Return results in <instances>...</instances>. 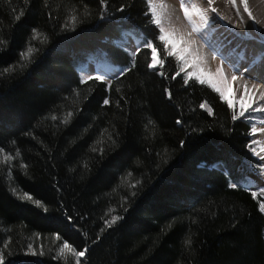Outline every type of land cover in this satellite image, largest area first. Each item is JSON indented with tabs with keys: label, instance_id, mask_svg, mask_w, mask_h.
Here are the masks:
<instances>
[{
	"label": "trees",
	"instance_id": "trees-1",
	"mask_svg": "<svg viewBox=\"0 0 264 264\" xmlns=\"http://www.w3.org/2000/svg\"><path fill=\"white\" fill-rule=\"evenodd\" d=\"M146 13L145 0H0L3 264H76L65 242L87 246L81 264H264L251 124L209 85L185 84ZM87 64L123 72L82 83Z\"/></svg>",
	"mask_w": 264,
	"mask_h": 264
},
{
	"label": "rangeland",
	"instance_id": "rangeland-1",
	"mask_svg": "<svg viewBox=\"0 0 264 264\" xmlns=\"http://www.w3.org/2000/svg\"><path fill=\"white\" fill-rule=\"evenodd\" d=\"M166 1L171 3L172 5L171 11L169 10V5ZM146 2L148 3V0H146ZM161 2L164 5L163 9L159 7ZM154 3L157 5L158 15H162V22L165 29L175 30L177 36L183 35L186 39L192 40L194 42L191 45L192 55L193 57L201 58L194 61L195 67H184L182 73L185 76L187 73H194V75L190 77L194 79H196V75H201V78L206 81L205 84L209 86L211 84H215L216 87H218L223 92V100H226L231 104L237 115H239V112L242 108L246 110L245 116L240 117L239 119L249 122L252 128L254 126L256 129H262L263 126L261 125L259 115L252 111L250 108L251 100L245 105L244 99L242 97H239V95L234 93L232 90V83L234 80H232L231 78L233 75H236L237 79H240L242 81L241 85H243L245 81L248 80V78H245V76L242 74L249 68V65H245L243 64V62H241L242 57H244V52L242 50L234 51L236 48L228 46V35L225 34L224 31L219 27L213 25L211 18H209V23H205L202 17L193 11L191 12L192 23H189L188 20L184 18L183 11L180 8L181 0H154ZM187 6L191 10L195 5L191 0H188ZM196 8L201 10L204 13V16L207 14L205 7L198 5V7ZM193 28H197L199 29V31H193ZM248 40L250 41V39ZM254 42L257 43V45H259V43L261 44L260 40ZM117 44L130 55H132L138 47V44L127 35H125L122 41L118 42ZM167 47L169 51L178 52L180 51L181 47H183V45L177 42L175 48H173V41L169 40ZM183 58L184 57L182 56V60ZM228 59H231V62ZM188 60L189 65H191L193 63L192 57H188ZM235 61L237 62V68L241 70L234 68L232 63H234ZM180 62L182 64V61ZM109 67L87 64L79 70V77L81 80L85 79L86 81L88 80L86 79L88 76H100L102 77V79L100 80L108 82L110 78L118 76L123 72L121 71L122 68ZM218 67L223 69L224 76L227 77L226 82L215 75L216 69ZM201 69L203 70V73L200 72ZM216 92L221 97L220 92ZM252 133L253 132L251 131V134ZM251 140L252 146L255 150L253 153V157L256 159L258 164L255 166H251L247 173V176L250 180L248 189L252 193V195L253 192H255V198H258V195L264 192V168L259 167V165L264 163V161L258 159L263 156V149L261 143L257 142L254 138H252V136ZM262 213L264 214V212Z\"/></svg>",
	"mask_w": 264,
	"mask_h": 264
},
{
	"label": "bare ground",
	"instance_id": "bare-ground-1",
	"mask_svg": "<svg viewBox=\"0 0 264 264\" xmlns=\"http://www.w3.org/2000/svg\"><path fill=\"white\" fill-rule=\"evenodd\" d=\"M191 1L195 7L200 5L206 8L207 14L205 16L211 18L212 24L222 29L228 35V46L236 48L234 51L242 50L244 52L241 62L249 65V68L242 74L248 80L243 85H241L242 81L240 79L234 80L232 83L233 92L244 99L245 105L251 100V110L264 107V100L259 98L261 93H264V0H247V6L255 22L249 19L248 13L244 11V4L241 3V0H236L235 7H233L231 0H213L212 7L217 9L215 13L210 10L207 0ZM167 4L171 11V3L167 2ZM245 38L250 39V41ZM259 40L261 44L257 45L254 41ZM228 60L231 62V59ZM232 64L234 68L241 70L237 68L236 61ZM245 85L248 88L247 93H245ZM254 112L259 115L261 125L263 126L262 129H264V113ZM257 130L251 136L261 143L263 149L262 157H264V131ZM258 159L260 160L261 157Z\"/></svg>",
	"mask_w": 264,
	"mask_h": 264
},
{
	"label": "snow or ice",
	"instance_id": "snow-or-ice-1",
	"mask_svg": "<svg viewBox=\"0 0 264 264\" xmlns=\"http://www.w3.org/2000/svg\"><path fill=\"white\" fill-rule=\"evenodd\" d=\"M101 2V5H106V2L107 0H100ZM187 2L188 0H181V4H180V8L181 10L183 11V14H184V18L186 20H188L189 23H192V17H191V12H196L198 15H200L202 17V19L204 20L205 23H209V18L204 16V13L199 10L198 8H196L195 6L192 7V9L190 10V8L187 6ZM208 2V5H209V8L210 10L215 13L217 11V9L215 7H212V3H213V0H207ZM231 3L233 4V7H235L236 5V0H231ZM241 3L244 4V11L248 13V17L250 20H253V22H255V19L250 11V9L248 8L247 6V0H241ZM159 7L161 9L164 8V5L163 3L161 2V4L159 5ZM151 14V23L156 25L158 28H159V36L157 37V39H159L161 42L164 43L165 45V50H167V46H168V42L169 40H172L173 41V48H175V45L176 43H180L183 45V47H181L180 51H169V55H173L175 56L176 60L177 61H182V64H181V67H180V70L183 71L184 70V67L186 66H193L195 67V63L194 61L195 60H198V59H201L200 57H193L192 55V50H191V45L194 43L192 40L190 39H186L183 35L181 36H177L176 34V31L175 30H166L165 27L163 26V22H162V15H158L157 13V5L154 3V0H148V13H146V15L148 14ZM19 18V17H17ZM102 18H103V14H102ZM71 21L74 23L75 20H76V17L73 15L70 17ZM221 19H223V17H221ZM193 31H199V29L197 28H193ZM34 33H35V30H34ZM36 38V35L34 34L33 36V39ZM0 43H4V41L0 40ZM144 47L146 48H150L152 50V53H153V56H152V63L148 64V67L149 68H153L155 69L157 64L159 63L160 65H163V60H159L158 57H157V49L156 47L153 45V42L151 40L147 41L145 44H144ZM33 53V49L31 47H29L27 49L26 52L24 53H21V57L22 59H28L29 62H31V55ZM182 56L184 57L183 60H182ZM188 57H192L193 59V63L191 65H189V60H188ZM23 67V65H22ZM14 71V69H12ZM8 70H5V72H7ZM201 73H203V70L201 69L200 70ZM176 75H179V73H176ZM194 75V73H187L186 74V77H185V84L188 83V78L192 77ZM211 75V74H209ZM216 76L220 77L221 80H223L224 82L227 81V77L224 76V72H223V69L218 67L216 69V73H215ZM175 78V77H173ZM196 80H198L201 84H204L206 81L204 79L201 78V75H196ZM86 79H96V80H100L102 79V77L100 76H96V77H92V76H88ZM232 80H236L237 77L236 75H233ZM82 83L85 82V79H82L81 81ZM211 87H213V89L215 91H219L220 92V95H221V99L224 98V94L223 92L218 88L216 87L215 84H211L210 85ZM167 91V90H166ZM248 91V88H247V85H245V93H247ZM169 98H171V93H169ZM261 100H264V93H261L260 97H259ZM105 105L109 104V100L108 99H105L104 102H103ZM199 107L201 109L205 108L206 107V104L205 103H201L199 105ZM229 107H231V105H229ZM245 109H241V111L239 112V115L236 114L235 111H233V114H232V120L235 121L237 120L238 118L240 117H244L245 116ZM252 111H256V112H261V113H264V107H259V108H256V109H252ZM208 114L211 115L212 114V111L211 109H208ZM73 115L72 112H69L68 113V117L70 118L71 116ZM53 120L57 119V117L53 116L52 117ZM62 123H65L67 124L69 122V120H63L61 121ZM181 121H177V123H180ZM258 130L253 126L252 128V132L255 133L257 132ZM259 131H264V129H260ZM183 144V142H182ZM3 150L0 149V152H2ZM5 159H11L10 156L8 157H5ZM261 160L264 161V157H261ZM259 167L261 168H264V163H262L261 165H259ZM230 187H237L238 185L235 184V183H232L229 185ZM15 191V190H14ZM253 197L255 198L256 197V193L253 192ZM22 199H25L29 202H31L32 204H34L37 208H43L44 211L46 212L48 209L44 206V204L38 200V199H34L31 195L25 193L24 196L22 197ZM259 209L261 212H264V203H261L259 205ZM69 221L72 220L71 217H68ZM118 219H120L119 217H116V216H113L111 221H105V225L107 227H111L112 224H114ZM103 231V230H102ZM60 237L57 236V239H59ZM97 239H99V237H97ZM187 243V241H186ZM64 249H69L73 255L77 258L76 259V264H81V260L80 258L81 257H84L86 255V252L89 250L87 248V246L85 247L84 250H76L75 248H72L67 242H65L61 248V252H63ZM0 264H3V256H0Z\"/></svg>",
	"mask_w": 264,
	"mask_h": 264
}]
</instances>
